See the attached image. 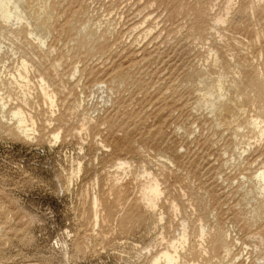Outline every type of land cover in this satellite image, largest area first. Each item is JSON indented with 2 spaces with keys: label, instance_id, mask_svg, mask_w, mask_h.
<instances>
[{
  "label": "rangeland",
  "instance_id": "374dc122",
  "mask_svg": "<svg viewBox=\"0 0 264 264\" xmlns=\"http://www.w3.org/2000/svg\"><path fill=\"white\" fill-rule=\"evenodd\" d=\"M233 3L221 25L227 0H27L0 18V264H152L183 227L180 264H264V0Z\"/></svg>",
  "mask_w": 264,
  "mask_h": 264
},
{
  "label": "bare ground",
  "instance_id": "6f19581e",
  "mask_svg": "<svg viewBox=\"0 0 264 264\" xmlns=\"http://www.w3.org/2000/svg\"><path fill=\"white\" fill-rule=\"evenodd\" d=\"M27 2V0H0V18L1 19H3L4 21H9L14 15H15V13L17 12V11H19V9H20V7H21V4H24V3H26ZM237 2V1H236ZM38 3H40V2H38ZM233 5H234V3H233V0H227V5H226V13H221V14H219V15H215L214 16V18H213V21H214V23H215V25H221L222 23H224L226 20H227V17H228V14H229V12H230V10L233 8ZM12 7H13V9H12ZM27 10V9H26ZM45 11H46V9H44ZM225 10V9H224ZM43 13V10H41L40 12H38L37 13V18H40V15ZM21 20H22V18H20ZM25 22H28V21H25ZM38 22V21H37ZM7 25V24H6ZM46 25V24H45ZM43 27V26H42ZM14 28V27H13ZM35 28H37V27H35ZM1 34V33H0ZM8 34H11V32L9 33L8 32ZM43 34V33H42ZM45 35V34H44ZM37 36H40L39 34L37 35ZM2 37V36H1ZM0 37V38H1ZM47 37L48 36H46V39H47ZM15 39V38H14ZM37 39V38H36ZM46 41V40H45ZM45 41L43 42V43H45ZM44 44H42V46H43ZM29 47V46H28ZM12 54V53H11ZM1 59V58H0ZM25 63V62H24ZM27 68V67H26ZM78 68V67H77ZM22 76V75H21ZM19 80V79H18ZM45 83V80L42 78V83ZM2 83V82H1ZM8 84H9V82H8ZM23 84V83H22ZM63 83H61V85H62ZM25 85H26V83H25ZM44 85V84H43ZM64 86V85H63ZM3 87V86H2ZM5 87V86H4ZM33 87V86H32ZM48 87V86H47ZM53 88V87H52ZM35 89V88H34ZM8 91V90H7ZM15 91V90H14ZM35 91V90H34ZM222 92L223 91V84L222 83H219L218 85H216V86H213V87H211V88H208L207 90H206V93L204 94V98L206 99V102L207 103H211L212 105H215L214 104V102H212L210 99H211V97L216 93V92ZM22 92V91H21ZM27 92V91H26ZM43 92H44V90H43ZM2 93V92H1ZM22 94V93H21ZM4 95V94H3ZM44 95H45V97L47 98V99H51L52 98V94H50V92H48V91H45L44 92ZM56 95V94H55ZM7 96V95H6ZM203 96V95H202ZM25 96L23 95V98H24ZM5 98V97H4ZM200 98V97H199ZM216 99V98H215ZM66 100V99H65ZM218 100V99H217ZM220 100V99H219ZM7 101V100H6ZM12 101V100H11ZM22 101H23V99H22ZM45 102V101H44ZM65 102V101H64ZM201 102V101H200ZM219 102V101H218ZM5 104V103H4ZM62 104H63V106H64V103L62 102ZM223 104V103H222ZM2 105V104H1ZM206 105V104H205ZM5 106V105H4ZM7 106V105H6ZM38 106V105H37ZM72 106V105H71ZM217 106H219V105H217ZM225 106V105H224ZM78 108L80 107V106H77ZM213 107V106H212ZM2 108V107H1ZM55 108V107H54ZM204 108V107H203ZM72 109V108H71ZM209 110V109H208ZM3 111H5V110H3ZM51 111V110H50ZM73 112V111H72ZM46 113V112H45ZM52 113V112H51ZM10 114H11V111H10ZM69 114H71L70 113V111H69ZM2 115V114H1ZM5 115V114H4ZM12 116L16 119V123H17V128L19 129V131L23 134V135H25L26 137L27 136H29V134H30V128H29V125H28V117L23 113V110H21V109H17V110H15V111H13L12 112ZM68 118V117H67ZM215 118V117H214ZM66 121H67V119H66ZM84 121V120H83ZM83 121H82V123H83ZM217 122H219V121H217ZM65 123V122H64ZM81 123V124H82ZM31 125V124H30ZM67 125V124H66ZM250 125H251V127L254 129V130H256V132L258 133V134H260L261 136L262 135H264V121L263 120H261V119H253L252 121H251V123H250ZM63 127V126H62ZM79 129V128H78ZM80 130V129H79ZM74 131H76V130H74ZM56 136V138L57 137H59V134H56L55 135ZM263 139V138H262ZM164 159H165V157H164ZM124 162H125V160H124ZM120 164V163H119ZM119 164H118V166H119ZM128 164V163H127ZM121 166H123V168H125L124 167V163H121L120 164ZM118 166H117V164H116V167H117V169H118ZM125 166H126V164H125ZM143 166H144V164H143ZM122 168V167H121ZM142 170V167H139V170ZM138 170V169H137ZM138 170V171H139ZM115 171V170H114ZM124 171V170H123ZM150 171V170H149ZM148 171V172H149ZM141 172V171H140ZM143 172H144V168H143ZM146 172V171H145ZM131 173V172H130ZM136 175H137V173H136ZM141 175V174H140ZM139 175V176H140ZM145 175H146V173H145ZM154 175V174H153ZM158 175V174H157ZM112 176V175H111ZM114 176V175H113ZM113 176H112V179H114V181H116L117 180V178H113ZM149 177V176H148ZM154 177V176H153ZM152 177V179L150 178V180H148L147 182H145L144 184H142V186H141V188H142V192H143V196H144V198L148 201V203L151 205V206H154L155 204H156V202H157V200L163 195V191H162V189H161V187H160V182L157 180V178L155 179V178H153ZM119 178V177H118ZM122 178V177H121ZM258 178L260 179V181L262 182V184H263V186H264V172H261V173H259V175H258ZM111 179V180H112ZM135 179L136 178H134V181H135ZM141 179H142V177H141ZM118 180H120V179H118ZM117 180V181H118ZM136 180H138V179H136ZM162 180H163V178H162ZM165 181V180H164ZM163 181V182H164ZM140 182H142V181H140ZM259 182V181H258ZM135 183V182H134ZM115 184H116V182H115ZM261 184V183H260ZM113 186V185H112ZM115 187V186H114ZM141 188H139V189H141ZM164 189V188H163ZM119 190V189H118ZM166 190V189H165ZM262 190V189H261ZM140 193V192H139ZM110 194V193H109ZM108 194V195H109ZM162 194V195H161ZM112 196V195H111ZM119 196V195H118ZM260 196H261V194H260ZM121 197V196H120ZM140 198H142V197H140ZM96 199V198H95ZM98 199V198H97ZM119 199V198H118ZM143 199V198H142ZM258 199V198H257ZM108 202H109V200H108ZM143 202H144V200H143ZM94 203H95V205H96V203L97 202H95L94 201ZM171 204V203H170ZM149 205V206H150ZM97 206H98V204H97ZM96 206V207H97ZM171 207V206H170ZM170 207H169V209H170ZM173 207V206H172ZM94 208H95V206H94ZM156 208H157V206H156ZM175 208V207H174ZM97 209V208H96ZM154 209H155V206H154ZM176 209H177V207H176ZM179 209V208H178ZM254 209V208H253ZM152 210H153V208H152ZM255 210V209H254ZM95 211V210H94ZM178 212V211H177ZM171 213H172V210H171ZM113 214V213H112ZM159 214V213H158ZM95 215V214H94ZM98 215V214H97ZM172 215V214H171ZM99 217H100V215H99ZM158 217V216H157ZM173 217V216H172ZM103 218V217H102ZM175 218V217H174ZM178 219V218H177ZM94 220H95V218H94ZM100 220H101V218H100ZM159 220V219H158ZM98 221H99V219H98ZM175 221V220H174ZM180 221V220H179ZM182 221H184V220H182ZM96 222V221H95ZM159 222V221H158ZM199 222H201V221H199ZM92 223V222H91ZM171 223V222H170ZM185 223V222H184ZM96 225H98V224H96ZM94 226H95V224H94ZM170 226V225H169ZM171 228V227H170ZM184 229L182 230V232L180 233V235H179V237H177V239H175L174 238V241H172V242H168L169 244H168V246H166L165 248V250H162L161 252V254L159 255V256H156V258L154 259H152V264H180V258H181V254L185 251V249H186V244H187V242H188V239H189V234H188V229H187V227H183ZM95 232V231H94ZM97 232H102L101 230L100 231H97ZM206 232V231H205ZM103 233V232H102ZM201 234H202V231H201ZM205 234V233H204ZM99 235V234H98ZM162 235V234H161ZM209 235V234H208ZM108 237V236H107ZM104 238V237H103ZM105 239V238H104ZM108 239V238H107ZM106 239V240H107ZM222 239V238H221ZM166 239H164L163 241H165ZM108 241V240H107ZM163 241H162V239H161V242L163 243ZM221 241V240H220ZM101 242V241H100ZM165 243H167V242H165ZM205 243V242H204ZM188 245V244H187ZM201 245V244H200ZM163 247V246H162ZM188 247V246H187ZM224 251L226 252V253H230V251H231V249L229 248V247H227V246H224ZM236 259V258H235ZM182 261H183V259H182ZM182 264H187V263H182Z\"/></svg>",
  "mask_w": 264,
  "mask_h": 264
}]
</instances>
